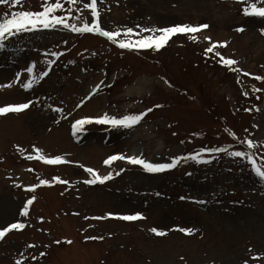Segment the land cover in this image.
Listing matches in <instances>:
<instances>
[{
    "label": "rangeland",
    "instance_id": "374dc122",
    "mask_svg": "<svg viewBox=\"0 0 264 264\" xmlns=\"http://www.w3.org/2000/svg\"><path fill=\"white\" fill-rule=\"evenodd\" d=\"M60 2L63 8L55 15L78 27L91 24V11L84 8L90 0ZM252 2L97 0L100 27L121 33L112 40L57 25L4 42L0 82L13 79L18 92L29 79L35 82L18 101L30 103L29 108L0 115V123L12 119L0 126V230L25 224L0 239V264H264V179L246 156L228 154L246 152L257 166L264 165V18L244 15ZM44 3L0 4V18L41 11ZM258 6L264 7V0ZM175 25L209 27L175 34L159 49L119 47L120 40L134 44L160 35L142 29ZM128 28L131 34H125ZM212 44L215 49L206 51ZM221 57L236 63L226 65ZM22 60L26 69L33 68L24 76ZM99 75V88L93 87ZM87 86L92 88L85 94L81 89ZM6 91L0 93V107L8 105L2 102ZM91 98L102 101L98 110L76 118ZM105 113L145 115L130 127L96 123ZM83 118L93 122L74 132L73 123ZM61 129L70 144L42 149L44 138ZM99 142L108 153L94 161ZM35 149L45 158L68 162L48 164L35 158ZM113 155L177 163L158 172L127 159L105 165ZM86 168L112 178L87 184L93 177ZM41 179L50 183L40 185ZM33 185L39 186L29 191ZM32 197L28 214L21 215ZM137 213L142 219L118 218Z\"/></svg>",
    "mask_w": 264,
    "mask_h": 264
},
{
    "label": "snow or ice",
    "instance_id": "6c2138e0",
    "mask_svg": "<svg viewBox=\"0 0 264 264\" xmlns=\"http://www.w3.org/2000/svg\"><path fill=\"white\" fill-rule=\"evenodd\" d=\"M69 5H72L76 2V0H67ZM261 2V0H254V2L250 3L249 6L245 7L243 9V13L246 16H258L261 18H264V7L258 6V4ZM22 3V0H0V4H11L13 7H18ZM97 0H90V3L85 4L84 8L89 9L91 11V17L92 22L91 24L84 22L81 26H77L76 24H70L68 23V17L67 16H58L55 15V11L57 9L63 8V4L60 2V0H56L55 3L49 5L48 0H45V3L42 5V10L37 12L32 11H17L13 12L10 15L6 14L4 18H0V48H3L5 46L4 42L8 40L9 37L15 36L21 32L31 31L35 30L38 27L42 28H54L57 25H62L65 28L70 29L73 32H94L98 33L100 35H103L107 37L108 39L112 40L114 37L119 36L121 33L119 30L110 32L105 31L100 27L99 24V12L97 10ZM71 13L69 12V15ZM79 19V17H77ZM139 27V26H137ZM209 27L208 25H199V26H191V25H175L172 27H166V28H160V29H142L141 31H155L160 33V35L157 36H145L142 39H139L134 42H126L124 40L119 41V47L121 48H130V47H139V48H153L159 49L162 47L167 41L175 34L178 33H196L202 29H205ZM243 28L237 29V31H243ZM133 32V29L128 28L125 30V34H131ZM264 32V30H262ZM191 38H195L194 36ZM205 39L210 40V37H205ZM226 46V45H225ZM216 47V44H212L211 47L206 49V51H213ZM53 55H57L56 53H53ZM219 55V53H217ZM221 60L226 65H234L236 61L228 58L221 57ZM33 71L32 67H29L27 69V72L31 73ZM47 75V73H41V76ZM245 75H249L248 73H245ZM17 78H19V74H17ZM256 79H262L261 77H256ZM35 80L29 79L27 83H23L24 88H30L32 87ZM11 85H7V87H10ZM5 87V86H0ZM97 88H99V85H97ZM96 89H93L95 91ZM246 94V93H245ZM30 103H19V104H8L5 106L0 107V115L6 114V113H13V112H21L27 108H29ZM159 107V105H157ZM57 111H61L60 109H56ZM148 111H151L149 109ZM145 115L144 113H141L139 115H125L123 117H113L109 116L108 114H104L103 116L95 118V122L99 124H110L112 126H121V127H130L140 121V119ZM93 120L91 118H83L80 120H76L73 125V131L79 132L81 130V126L92 123ZM248 147H253V141L248 140L247 141ZM220 151H225V149H218ZM35 151L38 153V155L35 157L37 159H44L46 163L48 164H61V163H67L68 161H65L60 156H56L54 158H45L41 155H39L40 150L35 149ZM204 151V150H202ZM231 156L235 157H247L248 160L252 163V167L254 172L261 178L264 179V165L257 166L255 161L253 160L252 156L249 155L246 152L241 151H235L228 153ZM199 155V154H197ZM29 159H32L33 156L29 155ZM195 159L196 157H191ZM117 159H127L129 163L132 164H139L144 167L146 171H153L158 172L162 171L164 169L172 168L176 165L177 159H173L172 163L169 164H151L149 162L144 161L142 158L139 157H124L120 155H113L108 157L105 161V165H109L112 161H115ZM88 173L92 174V179L84 181L87 184H93L96 182L103 183L109 179L112 178L111 174L108 175H99L96 173V170L92 168H86L85 169ZM122 171V170H121ZM119 174V173H117ZM53 180L60 182V183H67V181L60 180L59 177H54ZM50 181L41 179L39 184L40 185H47ZM39 185H33L29 187V191L34 190ZM35 197H32L31 199L27 200L25 203L24 208L21 210V215H27V209L28 206L33 203V200ZM112 215V214H108ZM105 217H96L95 219H103ZM119 219L127 220V221H134L138 219H142V216L137 213L134 215H123L119 216ZM42 219V218H41ZM25 227V224L20 222H15L9 224L7 227H4L2 230H0V239L5 237V234L8 233L11 230H18L23 229ZM152 232L156 233L157 235H165L166 233L163 231H159L155 228L151 229ZM180 231H184L186 233H191V229H180ZM88 239H102V237L99 238H93L88 237ZM59 243V242H57ZM31 247V246H30ZM43 255V254H42ZM19 264V262H18Z\"/></svg>",
    "mask_w": 264,
    "mask_h": 264
},
{
    "label": "bare ground",
    "instance_id": "6f19581e",
    "mask_svg": "<svg viewBox=\"0 0 264 264\" xmlns=\"http://www.w3.org/2000/svg\"><path fill=\"white\" fill-rule=\"evenodd\" d=\"M217 36H220V34H216ZM215 36V35H214ZM221 37H223V36H221ZM241 55V54H240ZM260 57L261 58H264V55H261L260 54ZM26 63H25V61H21V62H19V65H20V71L22 72L21 73V75L20 76H24V74H25V71L27 70L26 68H27V65H25ZM15 78V77H14ZM100 80V75L97 77V79L93 82V87L94 86H97V84H98V81ZM15 81H18V80H16L15 79ZM7 85H11L10 87H7ZM17 85H18V83H17ZM0 86H5V87H0V93H1V91L2 90H8V91H6L7 93H6V95H7V97L2 101L3 103H5V104H19L18 103V101H21L24 97H25V95L26 94H24V92H26L25 91V89H24V87H22V85L20 86V88H21V90H19V92L18 91H16V89H14V88H16V87H14L15 85H14V80L12 79V81H11V83L9 84L8 82H4V81H2V82H0ZM78 87V86H77ZM22 88L24 89V90H22ZM92 87H90V86H87V87H83V89H81V91L83 92V93H88V92H90V89H91ZM132 88V86H129L128 88H127V90L129 91L130 89ZM78 90L80 91V89L78 88ZM74 91H75V89H74ZM70 94V92L66 89V94ZM102 104V101L100 102V100H98V98H91L89 101H87V102H85L83 105H82V108H80L79 110H78V112L76 113V115H77V117L76 118H82L83 116H85V115H83L84 114V112L86 111L87 113H90L92 110H95V109H97L98 110V108L100 107L98 104ZM99 107H98V106ZM10 121H12V119H7L6 121H3L2 123H0V126H5V122H10ZM8 125V124H7ZM20 125V123H15V127L16 128H18V126ZM8 127V130L9 131H12V129H11V126H7ZM12 133V132H11ZM54 133V132H53ZM52 133V134H53ZM67 137V135H66V133H65V130L64 129H61L59 132H57L56 134H53V135H50L49 137H47V138H44V142H41L40 143V145H41V148L42 149H44V148H46L47 147V145H57V144H65V145H67V144H70L69 142V138H66ZM90 145H86L85 146V148H88ZM74 150H76V147H72ZM94 148L95 149H93V152L96 154V156L97 157H94L93 159H94V161H96L97 160V158L99 159V158H101L102 156H104L106 153H108V150L104 147V145H102V143H100L99 142V144H94ZM101 149V150H98V149ZM106 169H103L100 173L101 174H103V173H106Z\"/></svg>",
    "mask_w": 264,
    "mask_h": 264
}]
</instances>
